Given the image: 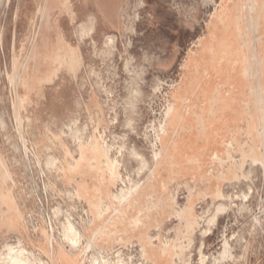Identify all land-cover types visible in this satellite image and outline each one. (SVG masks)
Wrapping results in <instances>:
<instances>
[{"label": "rangeland", "instance_id": "374dc122", "mask_svg": "<svg viewBox=\"0 0 264 264\" xmlns=\"http://www.w3.org/2000/svg\"><path fill=\"white\" fill-rule=\"evenodd\" d=\"M65 2L0 0V248L264 264V0ZM76 129L91 150L70 174ZM68 212L89 219L74 250L54 219Z\"/></svg>", "mask_w": 264, "mask_h": 264}, {"label": "bare ground", "instance_id": "6f19581e", "mask_svg": "<svg viewBox=\"0 0 264 264\" xmlns=\"http://www.w3.org/2000/svg\"><path fill=\"white\" fill-rule=\"evenodd\" d=\"M99 1L100 0H98V2ZM111 7H112V5H111ZM105 8H107V7H105ZM246 8L249 11L252 9L248 4H246ZM224 14H226V13H224ZM43 17H44V12H43ZM84 29H82V30H84ZM88 31H86V32H88ZM112 39H113V37H112ZM112 42L113 41H111V44H112ZM14 82L17 83V76H14ZM216 106H217V104L213 105L214 108ZM174 110H175V101H173L171 104L168 105L167 110L165 112V116L167 118L168 117L171 118ZM75 120L77 121V119H75ZM73 121H74V119H73ZM66 126H68V125H66ZM68 130L71 131L73 129H72V127H70V128H68ZM76 131H78V130L76 129ZM64 134H66V132ZM72 137H73V141L80 145V153H79V158L76 160L75 165L69 164L67 166L68 173H70V174H72L74 166L79 165L80 161L82 159H86L87 158V152H90V150H91L90 148L86 147V142L84 140L85 136H83L82 132L80 133L78 131V133H76V134L72 133ZM94 150H97V145H94ZM109 151H110L109 147L105 146V151L103 152V154L106 156V155H108ZM91 152H93V150ZM131 155H133V154H131ZM47 156L49 157V155H47ZM137 158H138V156H137ZM46 159H47V157H46ZM49 160H51V159H49ZM46 162L48 163V159L46 160ZM55 163H56V158L53 157V159L49 162V166L54 165ZM114 163H115V160H111V164H110L111 165V169H110L111 173L110 174H111V176L113 178L117 177V174L115 173V171L112 170V168L114 167ZM140 183H141L140 180H130L128 185H126V186L124 185V187L121 186L119 188V190H117V192L113 193V195H112L113 198L115 199L116 202H118L119 205H124L125 203H127L129 201V199L133 196V194L139 188ZM217 206H218L216 208L217 212L211 218H209V220H208L209 223L216 224L217 219H218V213L226 209V206H223L222 204L217 205ZM106 208H107V206L103 205V209H106ZM59 214H62V213L59 212ZM59 214H58V216H59ZM64 215H65V220L63 222H61V223H60V221H58L56 219V217L54 218L55 221L59 224V228H60V231H59V233L57 235V238H58L59 241H61V243L66 248H68L70 250H74V249L79 248L83 244L84 234H83V231H82V225L83 224L84 225H88L89 219L88 218L87 219L83 218L81 220V222H80L79 220L74 219V217L70 213L69 214H64ZM258 220H259V218H258ZM210 230H211L210 228L205 229V236L210 233ZM97 233H99L98 230L94 232V234H93L94 238L96 237ZM227 252H228V244L225 241L224 245H223V250L221 251L220 255L224 256ZM143 258H144V256L141 253L140 254V259H138L137 261L134 262L133 261V256H128L127 258H125L123 250L117 249L115 251V254H114V257H113L109 253L104 251L103 249H94L93 250V255H91L88 264H144V259ZM42 259L44 260L43 256L40 253L36 254L34 250L28 248L24 244L23 239L21 237H19V236H17V239H16L15 243H9V242L6 241L2 245V248H0V264H43V260ZM215 260L212 262V264H217L215 262ZM200 261H201L200 262L201 264H206L207 257H204V258L200 259ZM46 262H44V263H46Z\"/></svg>", "mask_w": 264, "mask_h": 264}, {"label": "crops", "instance_id": "0c3cea01", "mask_svg": "<svg viewBox=\"0 0 264 264\" xmlns=\"http://www.w3.org/2000/svg\"><path fill=\"white\" fill-rule=\"evenodd\" d=\"M54 1V5L55 6H59L60 4L63 5L66 9H68L69 7L66 5V0H52ZM56 1V2H55ZM100 3V2H99ZM99 6L101 7V9H103L104 7L101 6V4H99ZM49 11H50V8L49 6H46L45 9H44V17L46 16L47 20H49Z\"/></svg>", "mask_w": 264, "mask_h": 264}]
</instances>
